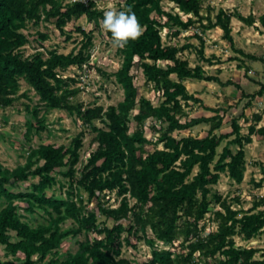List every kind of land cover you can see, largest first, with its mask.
I'll return each instance as SVG.
<instances>
[{
  "label": "trees",
  "instance_id": "1",
  "mask_svg": "<svg viewBox=\"0 0 264 264\" xmlns=\"http://www.w3.org/2000/svg\"><path fill=\"white\" fill-rule=\"evenodd\" d=\"M64 1L0 0V108L13 103L19 91V79L23 77L46 108L64 109L70 114L75 112L84 124L91 127L97 147L78 170L75 166L82 147L80 133L72 139L69 147L40 144L30 148L25 162L14 169L0 163V204H4L0 208V247L6 256L12 257L0 258V264H134L120 256L125 244L133 247L137 240H143L150 248L151 257L144 264H264V256L255 259L258 249L235 247L234 242V236L248 240L262 231L264 212L252 211L264 204V198L238 217L239 211L232 210L227 200L211 195V186L217 184L220 173L227 172L230 179L241 183L245 169L244 145L252 142V135L264 137V127L256 128L261 116L253 115L254 123L248 126L244 136L237 118L231 119L230 132L216 134L223 116L219 115L220 110L206 106L205 109L215 112L213 116L181 122L185 104L189 101L202 103L188 93L184 80H203L236 88L239 85L206 75L200 65L190 67L186 60L178 57V53L190 45L183 44L178 48L165 44L161 37L162 29H167L166 37L172 38L198 23L203 33L220 28L222 37L233 48L230 14L221 9L213 19L209 13L201 14L205 0H168L186 16L183 19L178 13L166 11L160 0H125L123 10L132 5L144 31L138 39L130 40L125 48H117L121 64L113 75L122 89L123 99L117 106H109L106 110L101 106L82 110L69 100L78 92L77 88H69L75 79L63 78L59 72L73 65L82 68L88 62L84 49L91 45L90 32L77 28L85 40L75 54L73 51L62 54L49 50L45 57L37 53L24 58L20 53L27 42L23 31L30 21L52 22L62 32L66 24L82 16L89 22L102 21L104 12L96 9L93 1ZM236 17L249 26L255 22L251 14H237ZM260 18L264 23V14ZM107 33L111 35L108 30ZM195 37L203 45L202 36L195 34ZM197 52L202 60L211 61L205 58L202 46ZM245 56L256 59L253 55ZM159 61L167 62L165 67L160 66ZM136 66L141 68L145 83L153 84L160 92L163 100L159 105L154 106L143 96L138 98L131 73ZM238 67L244 66L238 64ZM263 91L264 85H261L258 94ZM37 113L33 110L34 117ZM150 118L159 124L155 130V142L145 136L144 123ZM95 120H101L105 127H96ZM131 121L135 123L132 131L129 127ZM39 123L40 120L38 130L43 128ZM201 123L209 126L202 138L187 136L178 139L173 136L175 131ZM33 127L28 122L27 132ZM232 136L217 154L221 142ZM158 144L161 148H157ZM149 145H154L152 150L147 149ZM228 145H236L238 149L234 153ZM64 167L67 169L63 176L68 179L64 196H48L46 190L56 183L53 173ZM195 167L198 170L192 175ZM32 178L38 180L30 184L29 190H15ZM81 191L87 194L88 200H99L97 209L113 221L111 227L98 224L96 212L87 208ZM105 191L116 192L121 197L117 207L102 205L100 198L105 196ZM129 199L134 201L133 204ZM212 202L220 207L212 214L216 230L203 234L200 223ZM19 203L26 204L23 209L28 212L36 208L43 210L47 222L32 227L22 221L18 213ZM67 220L74 221L76 227L62 230L60 225ZM81 233H95L100 238H86L63 260L52 256L68 236ZM179 240L186 252H173L156 245L159 241L173 247Z\"/></svg>",
  "mask_w": 264,
  "mask_h": 264
},
{
  "label": "rangeland",
  "instance_id": "2",
  "mask_svg": "<svg viewBox=\"0 0 264 264\" xmlns=\"http://www.w3.org/2000/svg\"><path fill=\"white\" fill-rule=\"evenodd\" d=\"M72 1L75 0H65L64 3ZM82 1L88 2L89 0ZM90 1L94 2L96 9L104 12L110 8L123 9L125 0ZM160 3L166 11L178 13L183 19L186 18L174 3L168 0H160ZM221 9L231 16V35L236 47L243 46L244 50L253 51L252 47L255 44H264V36H262L264 34V23L261 22L260 18L264 14V0H205L201 14L206 15L209 13L210 17L214 19ZM237 14L242 16L251 14L255 20L254 24L251 26L245 24L236 17ZM77 28H82L87 33L90 32L92 42L90 46L84 49L89 59L87 63L83 64L82 68L73 65L59 72L63 78H73L76 81L70 83L69 86V88L78 89L77 94L69 99L70 102L81 107L82 110L95 106H101L106 110L109 106H117L123 99V93L113 74L120 67L121 57L117 53L118 47L113 44L112 36L107 33L102 21L99 20L98 23L95 21L89 22L85 16H82L78 20L66 24L63 32L52 22L40 20L38 23H34L30 21L23 31L27 37V42L20 49V53L24 58L32 57L37 53H41L45 57L46 51L49 50H56L62 54L73 51L75 54L82 47L85 40L82 34L77 31ZM167 32V29L161 31L162 41L165 44L176 45L178 48L182 47L183 44L190 45L189 48L178 53V57L186 60L190 67L200 65L206 75L217 76L222 82L232 80L239 85V88H236L234 85L221 86L218 83L203 80H184L183 83L188 93L199 98L202 103L189 101L185 104L183 107L184 117L181 122L200 116H213L215 112L205 109L206 106L220 110L219 115L223 116L222 125L215 131L216 134L230 132L231 119L237 118L241 126V134L246 135L248 124H253V115L259 114L264 117V98L260 99L258 96L244 97L241 93L255 94L259 86L255 82L252 83L246 79V76L254 78L258 82H264V66L244 58L247 63L245 65L247 73H245L243 67H238L237 61L229 60V58L238 54H235L234 47L232 49L229 46L230 43L222 37V30L218 27L203 33L198 27V23H196L189 29L182 31L177 37L172 38L166 37ZM195 34L202 36L203 45L195 37ZM201 46L205 58H209L211 61L201 59L197 52ZM166 63L164 61L158 62L160 66L164 67ZM131 73L134 75L138 98L143 96L149 99L154 106L159 105L163 98L153 84L145 83L141 68L136 66ZM171 77L175 79L174 75ZM33 110L38 111L37 117H34ZM244 118L248 120V123L244 121ZM39 120L41 121L39 125L41 124L43 128L38 130L37 123ZM28 122L34 125L29 133L27 132ZM93 123L98 128L105 127L101 120H95ZM134 126L135 123L131 121L129 123L130 131L134 129ZM158 126V122L153 118L146 120L144 123L145 136L152 142L156 141L157 134L155 130ZM208 127L207 124L201 123L182 131H175L173 136L178 139L187 136L202 138L206 136ZM79 133L82 134V147L79 149V162L75 166L77 170L86 163L90 153L95 151L97 147V143L94 141L95 132L91 127L84 124L75 112L70 114L64 109L46 108L40 101L39 96L22 77L19 79V91L13 103L6 108H0V163L8 169H14L25 162L27 151L30 148H35L40 144L69 147L72 139ZM232 138L233 136L221 142L217 148V154ZM153 147L154 145H149L147 149L152 150ZM228 147L234 153L238 149L236 145H228ZM157 148H161V146L158 144ZM244 150L245 169L241 183H236L229 178L227 172H223L220 173L217 184L211 186V195L216 194L222 200H227L232 210L239 211L238 217L243 212L249 211L261 198H264V137L253 135L252 142L245 144ZM217 157L218 155L215 160ZM66 169V167L60 168L53 173L56 183L51 189L46 190L48 196H64L68 186V179L63 176ZM197 170V167H195L192 175ZM37 180V178H32L21 183L15 190L26 192L30 189V184L37 182ZM81 195L87 208L96 212L98 224L111 227L113 221L104 217L97 209L99 200L97 198L88 200L87 194L83 191H81ZM120 199L121 197L116 192L109 193L105 191V196L100 198V202L104 206L117 207ZM133 202L129 199L130 204H133ZM3 205L1 203L0 208ZM18 206H20L18 213L22 221L27 222L30 226L34 227L37 224L47 222V216L43 210L36 208L34 211L28 212L23 209L26 204L19 203ZM219 209L218 203H211L205 219L200 223L203 234L216 230V223L212 219V214ZM252 212H264V204L255 207ZM123 223L126 224V222ZM60 226L62 230H71L76 227V223L67 220ZM148 233L150 234L149 230ZM125 235L126 233L123 234V236ZM86 238L93 240L100 237L95 233L70 235L62 242L57 249V253L52 256L60 260L65 259L69 254L74 253L79 243ZM12 240H15L13 235ZM180 241H176L173 247L159 241H156V245L158 248L170 249L173 252H186L179 245ZM234 242L235 247L258 249L255 259L264 256V228L255 237L248 240L240 236H234ZM150 255V248L143 240H137L133 247L125 244L120 257L134 264H144L150 259ZM0 258L11 259L12 257L6 256L3 247H0Z\"/></svg>",
  "mask_w": 264,
  "mask_h": 264
},
{
  "label": "clouds",
  "instance_id": "3",
  "mask_svg": "<svg viewBox=\"0 0 264 264\" xmlns=\"http://www.w3.org/2000/svg\"><path fill=\"white\" fill-rule=\"evenodd\" d=\"M127 10L110 8L104 11L102 17L103 27L110 31L112 42L118 48H125L130 40L138 39L144 31L132 5Z\"/></svg>",
  "mask_w": 264,
  "mask_h": 264
},
{
  "label": "crops",
  "instance_id": "4",
  "mask_svg": "<svg viewBox=\"0 0 264 264\" xmlns=\"http://www.w3.org/2000/svg\"><path fill=\"white\" fill-rule=\"evenodd\" d=\"M263 30H264V26H263ZM259 36H260V32H259ZM262 36H264V34H262ZM234 42V40H233ZM229 46L231 47V45L229 44ZM232 48V47H231ZM254 50L253 51H250V50H244L245 48H243V46L241 47H236L235 44H234V49L236 50H240L238 52H236L235 54H238V55H235L234 57H231V58H236V60H232V61H237V64H241V66H244L243 68L245 69L247 65L245 59H248V60H251L253 62H257L261 65L264 66V44H255L254 47H252ZM233 49V48H232ZM242 52V53H241ZM253 55L256 59H250L248 58L247 56L245 55ZM244 56V57H243ZM238 58V59H237ZM245 58V59H244ZM247 69V68H246ZM246 75V74H245ZM264 76V75H263ZM246 79H248L249 81H251L252 83L255 82V84H257L259 87L258 89L256 90L255 92V96H258V98L260 99H263L264 98V91L261 93V94H258V91L261 87V85H264V82L263 81H259L258 80H255L254 78H249L246 76ZM227 81V80H226ZM232 81V80H231ZM235 83V82H234ZM242 95V93H241ZM253 95V94H252ZM252 95L250 94H246L243 92V96H249V97H252ZM247 103H249V101H247ZM233 119V118H232ZM244 121L248 123V120L244 118ZM254 123V122H253ZM250 124H248L249 126ZM259 127H264V117L261 115V120L256 124V128H259ZM253 137V135L251 136V138Z\"/></svg>",
  "mask_w": 264,
  "mask_h": 264
},
{
  "label": "built area",
  "instance_id": "5",
  "mask_svg": "<svg viewBox=\"0 0 264 264\" xmlns=\"http://www.w3.org/2000/svg\"><path fill=\"white\" fill-rule=\"evenodd\" d=\"M82 1V0H81Z\"/></svg>",
  "mask_w": 264,
  "mask_h": 264
}]
</instances>
